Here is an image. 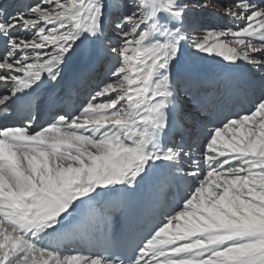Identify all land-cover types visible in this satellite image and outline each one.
<instances>
[{"label":"snow or ice","instance_id":"snow-or-ice-1","mask_svg":"<svg viewBox=\"0 0 264 264\" xmlns=\"http://www.w3.org/2000/svg\"><path fill=\"white\" fill-rule=\"evenodd\" d=\"M209 8L243 23L193 38L189 13ZM189 41L264 70V0H0V107L58 81L85 42L115 58L77 114L0 126V264H264V95L198 148L166 140L186 119L177 77ZM160 166L185 188L130 254L61 250L85 202L135 191Z\"/></svg>","mask_w":264,"mask_h":264},{"label":"bare ground","instance_id":"bare-ground-1","mask_svg":"<svg viewBox=\"0 0 264 264\" xmlns=\"http://www.w3.org/2000/svg\"><path fill=\"white\" fill-rule=\"evenodd\" d=\"M212 1L215 5L216 0ZM5 2L11 9L13 6L19 7L29 3L30 0H5ZM253 2L258 3L259 0H253ZM219 3L228 5L234 3V0H219ZM193 12L195 13V10ZM211 21L217 28L221 25L223 28L225 24L234 27L243 23L224 15L222 11L203 9V14L189 21L193 36L200 38L203 26L210 25ZM85 47L94 50V54L91 55L94 56V60L90 59L91 56L82 55ZM114 63L115 58L99 44L85 42L84 46L78 48L69 57L58 81L45 79L22 101H14L7 108L0 107V126L20 124L30 118L28 116L30 112L34 113L37 127L51 122L57 113H68L70 107L76 110L71 114H77L98 85L109 77ZM183 67L189 71L183 77H177V83L186 119L181 127L173 125L166 138L168 141L175 139L180 141L182 137L185 144L198 148L206 136V129L216 125L221 116L225 118L233 115L234 110L237 112L247 110L258 97L264 95V70H258L243 61L236 64L224 62L219 68L212 66L208 70L192 64H183ZM227 77L233 79L235 83L232 81L226 83ZM47 110L51 111L45 119ZM184 188V182L177 178L173 170L163 166L150 169L149 175L139 182L134 191L138 219L134 222L132 229L140 234L149 231L155 224V220L159 221L161 217L154 215V211L157 209L161 213L166 211L177 199L178 194L183 193ZM101 198L103 203H100ZM83 206L89 217L96 223L102 222L104 218L115 225L119 223L122 207L118 190L101 194L94 201L85 202ZM81 212L82 206L73 224H76V217ZM60 248L66 252L79 250L85 254L96 251L95 247L87 248L83 245L78 233L74 237L63 239Z\"/></svg>","mask_w":264,"mask_h":264},{"label":"rangeland","instance_id":"rangeland-1","mask_svg":"<svg viewBox=\"0 0 264 264\" xmlns=\"http://www.w3.org/2000/svg\"><path fill=\"white\" fill-rule=\"evenodd\" d=\"M201 14H203V9H195V13L193 11L191 13H189V21H191L193 18L195 19L196 17H198ZM204 22L205 21H203V23ZM209 23H211L210 24L211 26L209 24L207 26H203L202 30L212 29V28L216 29L217 28V26H215L216 24L212 23V21L209 22ZM229 27L231 28L233 26H229V25L225 24V26L223 28H222V25H221L217 29H227ZM193 38H195V37L193 36ZM190 43H191V41H189L187 44L184 45V54H183V56L181 58L182 65L183 64H192V65H196L198 67L201 66L200 68H204L205 70H208L212 66H215V67L219 68L220 65L225 62L219 56L207 55V54H204V53H197V52L193 51L191 49V47H190ZM174 141H178V140L175 139Z\"/></svg>","mask_w":264,"mask_h":264}]
</instances>
